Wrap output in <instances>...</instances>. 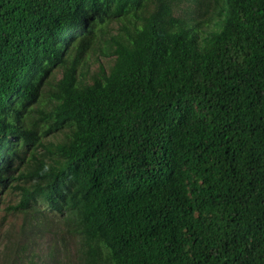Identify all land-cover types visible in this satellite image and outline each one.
I'll return each instance as SVG.
<instances>
[{"label":"trees","instance_id":"16d2710c","mask_svg":"<svg viewBox=\"0 0 264 264\" xmlns=\"http://www.w3.org/2000/svg\"><path fill=\"white\" fill-rule=\"evenodd\" d=\"M97 1L0 0L3 166L34 133L4 117L9 101L33 98V73L61 61L64 30ZM152 1L110 67L79 84L65 66L52 115L73 128L58 160L35 159L18 207L60 218L69 191L82 264H102L99 244L109 264H264V0H224L200 38L181 0Z\"/></svg>","mask_w":264,"mask_h":264},{"label":"rangeland","instance_id":"374dc122","mask_svg":"<svg viewBox=\"0 0 264 264\" xmlns=\"http://www.w3.org/2000/svg\"><path fill=\"white\" fill-rule=\"evenodd\" d=\"M154 6L152 0H133L119 10L118 0H98L95 5L82 7L79 11V17H84L82 23L67 26L59 42L61 61L41 62L33 73L32 85L36 89L33 98L16 94L9 101L4 117L34 133L28 145L19 138L11 140L13 144L6 157L9 163L0 164V264H12L14 259L18 264H82L79 251L85 246L70 220L71 193L66 192L57 211L59 218L44 211L34 212L31 206L18 207V188L31 184L26 173L35 159L48 162L59 159L58 153L52 152V145L73 128L72 122H56L52 115L57 103L54 96L57 81L65 66H73L79 84L89 82L100 66L108 68L113 64L114 42L129 44L130 36ZM223 8L224 0H181L174 14L186 20L200 38L205 32L219 28ZM69 188L72 190L73 186ZM38 198L36 195L30 204L42 209ZM93 248L98 250L100 263L109 264L107 248L103 244Z\"/></svg>","mask_w":264,"mask_h":264}]
</instances>
